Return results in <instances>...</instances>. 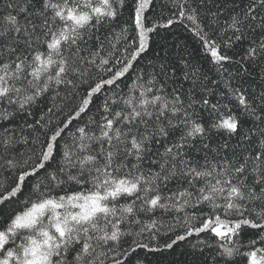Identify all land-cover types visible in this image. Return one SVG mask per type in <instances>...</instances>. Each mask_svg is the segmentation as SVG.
<instances>
[{
    "label": "snow or ice",
    "instance_id": "snow-or-ice-1",
    "mask_svg": "<svg viewBox=\"0 0 264 264\" xmlns=\"http://www.w3.org/2000/svg\"><path fill=\"white\" fill-rule=\"evenodd\" d=\"M0 264H264V0H0Z\"/></svg>",
    "mask_w": 264,
    "mask_h": 264
},
{
    "label": "trees",
    "instance_id": "trees-1",
    "mask_svg": "<svg viewBox=\"0 0 264 264\" xmlns=\"http://www.w3.org/2000/svg\"><path fill=\"white\" fill-rule=\"evenodd\" d=\"M187 39L186 35L177 31L176 33H174L173 35L169 36L167 38V42L169 47L171 48L172 44L177 43V42H183ZM189 46L193 47V45L191 44V41H189Z\"/></svg>",
    "mask_w": 264,
    "mask_h": 264
}]
</instances>
